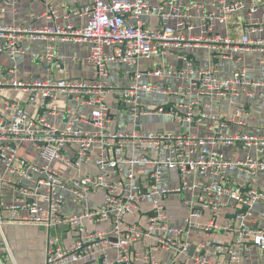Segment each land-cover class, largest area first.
<instances>
[{
    "label": "built area",
    "instance_id": "2783aa9c",
    "mask_svg": "<svg viewBox=\"0 0 264 264\" xmlns=\"http://www.w3.org/2000/svg\"><path fill=\"white\" fill-rule=\"evenodd\" d=\"M16 1L1 0L0 14H16ZM80 1L82 5L71 13L85 16L82 24L59 23V11L52 5L41 15L51 24L0 23V53L9 59L6 76H0V241L5 251L9 254L5 224L44 225L48 231L45 264H134L138 256L132 245L157 233L140 264H176V259L158 260L154 251L174 249L176 257L186 255L190 243L183 233L188 229L233 233L234 242L243 248L264 251V221L256 218L259 211L264 214V184L259 182L264 177V79L249 78L241 65L228 75L221 74L224 59L239 60L255 50L264 67V13L251 18L240 37L222 34L217 28L243 11L257 13L263 0H212L210 6L202 0ZM23 41L41 42L40 50L30 57L44 66L45 78L26 81L18 77L15 59L24 51ZM62 41L87 44L92 78L54 76L56 46ZM182 48L205 49L214 64L196 68L194 57L185 52L179 67L160 61ZM141 59L154 62L141 70ZM111 64L134 68L120 102L135 124L141 116L155 113L171 115L179 122L214 120L216 115L205 110L209 107L205 100L218 97L234 104L245 96L260 98L262 132L198 136L170 130L113 129L107 93L114 85L105 81ZM144 76L173 82L143 81ZM25 88L33 93L25 103L3 96L8 90ZM143 93L182 99L173 106L149 109L140 103ZM64 95L75 98L77 108L57 110L56 100ZM37 104L47 105L48 112L59 115L63 124L56 126L42 114L31 115V107ZM80 107L87 108L86 112H80ZM237 107L240 111L243 104ZM231 121L224 118L223 123ZM217 141L241 143L253 153L233 160L213 147ZM24 143L37 153V161L20 155ZM90 159L95 171L78 176L66 177L54 166L57 161L73 169ZM140 166L150 169L139 172ZM169 171L176 172V184L167 177ZM94 191L101 192L98 203L90 202ZM173 195L180 196L187 207L180 225L170 223L165 205ZM67 203L76 210L65 214ZM144 204L145 226L128 222L126 217ZM227 207L232 213L224 216ZM205 212L208 221L200 222ZM61 226L72 234L67 244L55 232ZM198 248L205 253L211 248L222 252V245L212 240ZM205 253L193 255L194 263L212 264ZM240 259L230 254L228 264H238Z\"/></svg>",
    "mask_w": 264,
    "mask_h": 264
},
{
    "label": "crops",
    "instance_id": "0c3cea01",
    "mask_svg": "<svg viewBox=\"0 0 264 264\" xmlns=\"http://www.w3.org/2000/svg\"><path fill=\"white\" fill-rule=\"evenodd\" d=\"M1 1V0H0ZM208 6L211 5L212 0H202ZM83 1L80 0H17L15 5L17 9L16 14H12L10 11L0 14V23L12 24L15 22L31 25L34 27H40L46 24H51L50 20L41 16L48 8L49 5L56 7L60 14L59 23L69 21L73 24H82L85 21V16H78L71 13L74 8L80 7ZM249 4V2H248ZM264 13V0L263 4L257 13L249 14L247 11H243L230 18L226 25H219L218 31L222 34L232 35L234 37H240L245 32L247 22L251 18H259ZM41 16V17H40ZM42 46L40 41H23V53H19L16 56L17 75L23 80L31 81L35 79H43L47 76V72L39 62L33 61L30 57L31 53L40 50ZM106 51H108L106 49ZM188 53L194 57L195 67H209L214 64V60L211 59L209 51L200 48H182L178 50H172V52L163 58L162 63L171 65L172 67L181 66V53ZM88 53V46L84 42L62 41L56 46V54L58 59L54 66V76L56 78H71V79H90L92 78V68L86 61ZM258 52L252 51L238 59H224V68L221 74L228 75L232 69L241 65L249 78L264 79V67L258 63ZM154 60L141 59L138 64V68L144 70L153 64ZM9 66V59L5 53H0V76H6L5 70ZM133 67H125L117 64L109 65L108 75L105 78L107 83H113L114 89L107 93V103L110 108V126L113 129H139L142 131H160L170 130L173 132H190L198 136L204 135H230L238 132H247L252 134H260L262 132V107L259 97H245L240 96L236 99L234 104H229L226 99L213 97L208 100H203L208 103L207 110L209 113L215 114L216 119H205L198 121L193 119L192 121L179 122L171 115L167 114H149L143 115L137 120L135 124L124 104L120 102V94L125 88L128 82V75L133 71ZM143 81L152 82H165L170 83L169 78L159 79L156 77H142ZM32 90L30 88L8 90L3 93V96L11 101L26 102L29 96H31ZM181 97H170L160 94H146L143 93L140 97V103L149 109H155L158 106H173L174 103L180 101ZM243 104V108L238 111L237 106ZM77 108L75 98L71 96H60L56 100L57 110H64L66 108ZM87 108L80 107V112H86ZM183 112V109H181ZM199 107L195 108L197 113ZM31 115L42 114L49 122L56 126L63 124L62 118L57 114H50L48 112L47 105H35L30 109ZM224 118H231V122L223 123ZM240 121V123H238ZM82 129H90V126L86 124H80ZM213 147L222 152L225 156L237 160L253 153L250 149L246 148L241 143L236 145L222 144L221 142H215ZM20 155L24 156L28 160L37 161V153L32 150L29 143H24L19 148ZM54 166L58 168L62 174L66 177L78 176L86 173H93L95 166L90 159L84 162L78 168H66L59 162L55 161ZM150 169L149 166H140L139 172H143ZM168 178L171 179L172 184H176V172H166ZM237 177H244L242 174H237ZM192 176H189V180H192ZM259 182H263L264 177L259 179ZM101 192L94 191L89 195L91 203H98L100 201ZM9 198V196H8ZM180 199L179 196L173 195L166 201V209L169 214L170 223L173 225H180L182 218L187 212V207L184 204H176L177 207H172V204ZM65 214H68L72 210H76L71 204L65 205ZM145 204L140 206L138 210L132 216L126 217V220L130 223H139L141 226H145L147 217L144 215ZM232 213V209L227 207L224 209V216H229ZM256 218L259 222L264 221V214L259 211L256 214ZM225 218H221L224 220ZM200 222L208 221V213L205 212L200 218ZM102 226H107L103 224ZM55 232L62 238V242L67 244L72 239V234L68 230L67 226H61L55 229ZM47 228L44 225L38 224H5L3 225V234L6 238L7 247L9 250V260L12 264H45V243L47 236ZM162 234V233H161ZM159 234H152L145 236L138 242L132 245V250L138 256L134 264H140L142 254L147 251V248L154 244ZM233 233L224 232H205L194 229H188L183 233L185 238L190 243V250H193L190 254V250L186 255H179L176 257L174 249H159L154 251L156 258L160 261H172L176 259V264H195L192 256L198 254H204L205 251L198 248L200 243H204L207 240H212L216 244L222 245V252L217 253L214 249L206 251L208 259L212 264H228L230 254L240 255V261L238 264H262L264 263V251H260L255 247L243 248L242 244L235 243L233 240ZM7 253L5 251L2 242L0 241V255ZM8 254V253H7ZM30 254L32 256H30ZM112 256V252H110ZM10 261L6 264H10ZM1 264H5L4 262Z\"/></svg>",
    "mask_w": 264,
    "mask_h": 264
},
{
    "label": "rangeland",
    "instance_id": "374dc122",
    "mask_svg": "<svg viewBox=\"0 0 264 264\" xmlns=\"http://www.w3.org/2000/svg\"><path fill=\"white\" fill-rule=\"evenodd\" d=\"M179 198H180V196H179ZM176 204H182L181 199L176 200V201L172 204V207L179 208V207L176 206ZM30 256H32V255L30 254ZM0 259H1L2 263L4 262V263L6 264V263H8V261H10L9 263L12 264V263H11V260H9V254H7V253H5V254H3V255H0Z\"/></svg>",
    "mask_w": 264,
    "mask_h": 264
},
{
    "label": "water",
    "instance_id": "95a60500",
    "mask_svg": "<svg viewBox=\"0 0 264 264\" xmlns=\"http://www.w3.org/2000/svg\"><path fill=\"white\" fill-rule=\"evenodd\" d=\"M192 250H193V247H192L191 250H190V254H191Z\"/></svg>",
    "mask_w": 264,
    "mask_h": 264
}]
</instances>
